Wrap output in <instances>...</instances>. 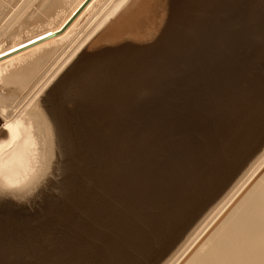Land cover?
Listing matches in <instances>:
<instances>
[{
	"label": "water",
	"instance_id": "1",
	"mask_svg": "<svg viewBox=\"0 0 264 264\" xmlns=\"http://www.w3.org/2000/svg\"><path fill=\"white\" fill-rule=\"evenodd\" d=\"M41 103L78 168L0 193V264L158 260L264 142V0H130Z\"/></svg>",
	"mask_w": 264,
	"mask_h": 264
},
{
	"label": "bare ground",
	"instance_id": "2",
	"mask_svg": "<svg viewBox=\"0 0 264 264\" xmlns=\"http://www.w3.org/2000/svg\"><path fill=\"white\" fill-rule=\"evenodd\" d=\"M7 1L0 0V22L6 19ZM35 1L40 7L46 6L50 10H54L60 3L65 2L62 0ZM81 1L70 0L67 7L65 6V12L53 18L47 27L26 30L27 32L16 30L8 43L4 44L3 40L0 42V85H2L0 89V124H2L0 127V193H25L27 191L30 193L34 190L33 188L38 187L37 185L43 184L42 181L39 184L37 182L47 172L55 177L58 175L60 177L62 174V171L58 172L62 159V146L57 136L59 130L43 108L41 97L78 51L130 0H90L65 30L47 36V33L56 30L63 23ZM34 12L30 18L34 16ZM1 29L2 27H0V37ZM41 36L47 37L41 38ZM66 43L70 48L64 57L59 59L60 61L49 74H46L35 90L28 96L20 97L37 71L49 59L52 60L56 52ZM262 147L256 150L260 151ZM52 162H56V165L54 163L52 166ZM73 165L76 170L78 161L75 164L74 160ZM45 180L47 181L48 178ZM47 184L46 182V187H48ZM43 185L45 186V183ZM38 189L40 188H37V192L41 190ZM33 192L35 194V191ZM210 201L201 210L210 204ZM200 211L189 219L177 238L173 240L172 247L175 246L173 244L180 238L182 232L188 231L185 229L196 216L202 214ZM197 218L196 224L192 222L195 225V227L192 226L194 229L171 255L173 250L168 253L170 257L162 264H264V149L225 195L209 206L198 223ZM161 238L162 236H159L156 240ZM158 260L147 264H155ZM140 261L135 260L132 264H138Z\"/></svg>",
	"mask_w": 264,
	"mask_h": 264
},
{
	"label": "rangeland",
	"instance_id": "3",
	"mask_svg": "<svg viewBox=\"0 0 264 264\" xmlns=\"http://www.w3.org/2000/svg\"><path fill=\"white\" fill-rule=\"evenodd\" d=\"M62 1H65V2H62V3H60L59 5H58V7H56V8H54V10H50L49 9V7H40L38 4H37V2L35 1V0H8L7 1V5H6V13H7V15H6V19H3L1 22H0V27H2V29H3V31H2V29H1V33H2V35H1V37H0V42L3 40V43L4 44H6V43H8L9 41H10V38L12 37V35H13V32L14 31H16V30H21V31H24V32H27V31H29V30H37V28L38 29H41V28H45V27H47L48 26V24H49V22H51L52 21V19L53 18H56L58 15H61L63 12H65V10H66V7H67V5L69 4L68 2L70 1V0H62ZM10 2V3H9ZM12 2V3H11ZM9 3V4H8ZM25 3V4H24ZM104 3V1L101 3V5ZM24 4V5H23ZM10 7H9V6ZM20 5V6H19ZM25 6V7H24ZM66 6V7H65ZM99 7H100V5H99ZM98 7V8H99ZM41 8V9H40ZM45 8V9H44ZM48 8V9H47ZM97 8V9H98ZM15 9H17V11H15ZM19 9V10H18ZM96 9V10H97ZM14 10V11H13ZM34 10H35V12H34ZM28 11V12H27ZM34 12V16H32V18H30V15L32 14V12ZM50 11V12H49ZM49 12V13H48ZM58 14H57V13ZM12 14H14V15H12ZM94 14V13H93ZM9 15V16H8ZM48 16V17H47ZM18 18V19H17ZM14 19V20H13ZM13 20V21H12ZM8 21H9V24H8ZM6 24H8V26L6 25ZM4 26V27H3ZM10 26V27H9ZM27 30V31H26ZM7 31V32H6ZM3 32H4V34H3ZM23 34V33H22ZM5 40V41H4ZM2 43V44H3ZM65 46H61V50L59 49L57 52H56V54L52 57V60L51 59H49V61H47L42 67H41V69L40 70H38L37 71V73L34 75V77L28 82V85L26 86V88L24 89L25 91L24 92H22L21 94L22 95H20V97H22V96H28L33 90H35V88L42 82V80H44V78L46 77V74H49L50 73V71L56 66V64H57V62H59L63 57H64V55L66 54V52L69 50V46L67 47V45H68V43H66V44H64ZM64 50V51H63ZM66 50V51H65ZM63 55H62V54ZM56 57H58V58H56ZM56 58V59H55ZM61 58V59H60ZM60 59V60H59ZM57 60V61H56ZM54 62V63H53ZM50 68V69H49ZM38 82V83H37ZM0 89H2V85H0ZM31 89V90H30ZM27 95H26V94ZM25 94V95H24ZM2 126V124H0V127ZM263 144H264V142H262ZM263 144H261L262 146H263ZM259 146V147H262V146ZM260 148H258V150H259ZM264 149V146L261 148V150L260 151H258V150H255L254 152L256 153L257 151H258V153H256L255 155H254V153H252V155H254L252 158L253 159H251V156L252 155H250V156H248V158L250 159H246L245 160V162H243V164L241 165V167L235 172V174L230 178V180H229V183L227 182V185H225L223 188H222V190H220V192H219V194H217L218 195V197L219 198H221L223 195H225V193L232 187V185L235 183V181H237L238 180V178L245 172V170L249 167V165H250V163L256 158V156H258V154H260V152L262 151ZM63 154V155H62ZM62 154H61V157H62V159H61V161H60V166H59V169L60 170H58V172H60V171H62L61 173V175H60V177H58V176H53V174L52 173H49L48 174V172H47V174L45 175V176H42V180L40 179V181H38L37 183L39 184L41 181L43 182V184L45 183V186L43 185H41L40 184V186L39 185H37V183H36V185L38 186L37 188H42V189H44V188H46V189H44L43 191H42V189L40 190V189H38V190H40V191H36L37 190V188L35 187V188H33L34 190L33 191H35V194H34V192L33 191H31L30 193H28L29 191H27V192H25V193H21V192H17V193H13V192H9V193H7V194H5L4 192L2 193L4 196H8V197H11V198H14V199H20V200H28V198H33V199H35V197L36 198H41L42 196H48L49 194H51V193H53L54 191L57 193L58 192V190H59V182H60V180L62 179V178H64L65 177V175L66 174H70V171H71V169L73 168V163H72V161H71V157H72V152H66V151H64L63 150V148H62ZM66 154V155H65ZM54 160H55V158H54ZM248 161V162H247ZM55 163V165H56V162H54ZM53 162L51 163V165L53 166V164H54ZM62 164V165H61ZM54 165V166H55ZM64 166V167H63ZM51 167V166H50ZM51 169V168H50ZM74 169V168H73ZM65 170V171H64ZM49 171V170H48ZM58 172H57V174H58ZM63 172L65 173V174H63ZM60 174V173H59ZM63 175V176H62ZM46 176H47V178H48V180L46 181L45 179H47L46 178ZM50 176V177H49ZM52 176V177H51ZM62 176V177H61ZM236 177V178H235ZM50 180V181H49ZM48 183L47 184V186L48 187H46V182ZM52 181V182H51ZM57 181V182H56ZM56 182V183H55ZM53 183V184H52ZM54 185V186H53ZM56 185H58L57 187H56ZM227 186V187H226ZM225 188V189H224ZM32 190V189H31ZM48 190V191H47ZM42 191V192H41ZM47 191V192H46ZM50 191V192H49ZM45 192H46V194H45ZM11 193V194H10ZM39 195H38V194ZM10 194V195H9ZM222 194V195H221ZM16 195V196H15ZM33 195V196H32ZM38 195V196H37ZM217 195L216 196H214V198L209 202L210 204H207V206H205L200 212H202V214L200 213V214H198L197 216H196V218H197V223L199 222V220L203 217V214L209 209V206H212L213 204H215L217 201H219V198L217 197ZM35 196V197H34ZM217 197V198H216ZM216 198V199H215ZM212 204V205H211ZM205 210V211H204ZM204 212V213H203ZM201 215V216H200ZM196 218L192 221L193 223L195 222V224H196ZM192 222L187 226L188 228H186L185 230H188L189 231V229H190V231L188 232V231H185L184 233L182 232V236L180 235L179 237L180 238H178L177 240H176V242L173 244V245H175V246H171L167 251H166V253L164 254L165 255V257H164V255L160 258V260H162V261H160V260H158L157 261V263H155V264H162L167 258H169L170 257V255L179 247V245L186 239V237L188 236V234L194 229V227H195V225L194 224H192ZM194 225V227H192ZM192 227V228H191ZM188 232V233H187ZM181 239V240H180ZM180 243H179V242ZM178 242V243H177ZM173 250V251H172ZM169 251V252H168ZM172 251V252H171ZM171 252V253H170ZM168 253H170V255L168 254ZM167 254H168V256H167ZM167 256V257H166Z\"/></svg>",
	"mask_w": 264,
	"mask_h": 264
}]
</instances>
